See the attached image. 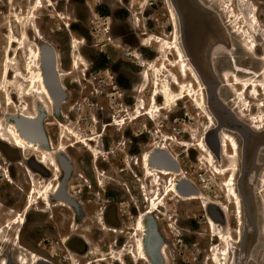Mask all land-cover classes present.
I'll return each instance as SVG.
<instances>
[{"label": "rangeland", "instance_id": "374dc122", "mask_svg": "<svg viewBox=\"0 0 264 264\" xmlns=\"http://www.w3.org/2000/svg\"><path fill=\"white\" fill-rule=\"evenodd\" d=\"M243 1L46 0L43 8L35 12L33 0H0V122L3 115L19 114L25 104L34 110L39 96H23L30 87L20 74L27 75L31 62L29 47L50 46L59 54V69L64 74L63 84L68 95L59 115L54 108L46 114L52 150L59 147L63 137L65 145L74 143L76 138L68 136L62 127L70 125L81 137L97 138L98 142L93 144H107L106 150L101 149L100 144L96 147L100 152L99 170L107 172L102 163V157H107L112 167L127 171L129 152L139 158L145 152L153 151L152 147L170 150L180 158L187 180L197 186L202 195L198 202H183L170 193L165 206L149 215L146 224L154 222L164 246L166 259L162 264H212L213 248H225L216 235H225L228 231L233 239H229L227 264H264V124L257 125L252 121L264 112L260 107L261 103L264 104V87L259 88L260 96H247L252 104L248 110L240 97V86H230L236 82V77L240 81L264 85V0ZM232 5L236 12L234 18L225 11ZM172 11L176 19L172 17ZM34 13L37 16L35 26L45 42L36 38L32 23L27 22L24 27L17 21V15L28 20ZM254 16L258 26L249 23ZM11 29L20 40L22 32L27 31L31 43H27L25 49L19 43L13 46L10 56L14 59L18 53L19 64L11 67L10 82H7L3 78L2 65L7 58ZM244 30H250L258 43L255 53L249 50V40L242 34ZM176 33L187 59L206 89L207 107L199 108L193 99L185 98L172 111H154L152 119L144 117L130 123L140 100H145L146 109L153 108L154 82L162 87L168 81L179 93V89L173 87V76L179 77L186 86L193 81L189 73L187 79L182 76L185 73L181 59L173 49ZM75 42H78L77 52H74ZM76 60L80 63L79 69L73 68ZM234 63L238 69H233ZM148 68L150 80H145L144 72ZM8 94H13L11 108L7 105ZM157 102L160 106L164 103L161 98ZM241 110L244 114L240 116ZM206 111L215 120L213 127L206 118ZM257 127L260 129L256 132ZM221 131L236 134L240 142L239 155L232 149L229 151L234 159L222 158L221 154L215 157V166L229 169L225 176L217 175L207 164L206 155L198 145L200 138L204 137L217 151V133ZM89 154L83 145H76L66 153L75 168V174H71L67 181L68 195L71 198L72 194L76 196L79 208L74 209L56 201L54 195H47L28 213L25 227H20L12 222L20 219L26 204L24 200L29 201L34 183L37 191L33 197L37 200L42 196L39 191L44 188L48 191L59 188L64 174L61 169L60 179L56 180L53 169L40 165L33 153L24 156L16 149L0 144V203L4 204L5 195L11 197L12 203L7 206L13 210L6 218L8 227H0V248L10 251L7 257L0 256V263L5 260L7 264H16L22 252L14 244L16 235L20 234L22 244L29 251L41 253L42 249L45 250L51 264H57L58 259L64 264H77L76 259L82 261V258L86 262L105 260L97 261L99 264H148L136 251L142 234L135 228L137 211L133 203H137L142 213H151L153 208L157 209L153 203L152 206L149 204L154 192V199L165 193L170 180L156 172L155 175L161 177L160 185L156 182L154 187L147 179L136 183L134 202L121 198L119 182L101 176L99 182L102 185L93 183L94 192H91L76 175L89 178ZM33 163L43 167L45 172L34 169ZM236 166L239 173L232 171ZM7 171L15 183L8 182ZM141 171L147 178V171ZM234 174L241 205L225 187L226 181ZM103 185L112 190L113 211L122 215V220L118 221L109 214L106 220L110 226L103 219L98 204ZM145 186L147 190L144 192ZM19 200L21 203L16 202ZM48 201L50 205H47ZM223 208L228 210L223 212ZM211 215L216 216V221ZM209 218L216 223L217 234L209 225ZM103 224L122 233L114 235L112 233L117 232L110 229L102 231ZM83 241H87L86 246Z\"/></svg>", "mask_w": 264, "mask_h": 264}, {"label": "bare ground", "instance_id": "6f19581e", "mask_svg": "<svg viewBox=\"0 0 264 264\" xmlns=\"http://www.w3.org/2000/svg\"><path fill=\"white\" fill-rule=\"evenodd\" d=\"M33 1H34L33 10L35 12H37L43 8L46 0H33ZM243 2L247 3V0H245ZM225 11L228 14H231V16L233 18L236 17V12H235L233 5L225 8ZM172 17L174 19H176V15H175L174 11H172ZM36 19H37L36 13L32 14V16L29 17V19H28L29 21L27 19H22L20 16L17 15V21L22 26L25 27L27 22L32 23V27L34 29V33H35L36 38L38 40H40L41 42H45L41 31L35 26L34 20H36ZM249 23L251 25L252 24H254L256 26L259 25V22L255 16L252 18L251 22H249ZM231 25H232V22L228 23L229 27ZM32 27L29 26L28 28L31 29ZM242 34H243V36L247 37L249 40V43H250L249 44V50L251 52L255 53L257 51V48H258V43L255 39H253V37H252L253 34L251 33V31L250 30H244L242 32ZM174 35H175V41L176 42H175V47L173 45H172V47H174L173 49H175L177 51L178 58L181 59L180 61L182 62L183 73H185L182 76H185V78L187 79L188 73H189V74H191L190 76L193 77V81L189 82L188 85L186 86L184 83H181L179 77L173 76V79H174L173 87L179 89V91H180L179 93H176L173 90V88H171L170 85L172 83L171 84L167 83L168 81L162 87H160V85L158 83L154 82L156 87H155L154 93H152L153 108L152 109H150V108L146 109L145 100H140V102L137 105L136 115H135V117L132 118L130 123H133V122H135L141 118H144V117H149L150 119H152V115H153L154 111H156V113H160L162 110H166V109L167 110L171 109V111H172V109L174 107H176L178 105V103L185 98L193 99V101L195 102V104L199 108L204 109L207 107L206 89H205L203 83L200 81V78L198 77V75H197L196 71L194 70V68L192 67L191 63L187 59L184 50L182 49L181 45L179 44V41H180L179 35L177 33ZM21 37H22L21 40L18 39L17 37H15L14 32L11 29L9 49L6 50L7 58H6V61H4L3 65H2L3 78L7 82H10V74L12 71L11 67L17 66L19 64V60H18L19 54L18 53H15L16 57L14 59H11L10 54H11L13 46L15 44L19 43L20 47L25 49L27 47L26 46L27 43H31V41L29 39V34L27 31L24 30L22 32ZM74 44H75L74 45V52H77L78 51V42H75ZM171 44H170V46H171ZM29 48H30L29 49V55L31 56V62L29 63L28 68H27V70H28L27 75L25 77H23V75L20 74V76H22L23 81L29 85L30 90L24 91L23 96L29 97L32 94H37L39 96V98L37 99V103H36L33 111L31 110V108L28 104H25V106L22 108V110L19 114L3 115V119L0 122V144H5L9 147H12V148L18 150L24 156H26V154L28 152L33 153L34 155L37 156L38 163L45 168L50 167L51 169H53V171L55 173L54 178L56 180L57 179L59 180L60 176H61V169H62L63 174L65 175L64 169L60 165L61 159L63 161H65L68 166L71 167L70 175L72 173V170H73V172H75V168H74L73 163H71L66 156V153L68 152V150L70 148H75L76 145H78V146L83 145V147L87 148V152L91 153L92 154L91 156L96 159V158H98V155L100 152L98 153L97 149H95L91 143H97L98 141L96 140L97 138H95V137L88 138V139L85 138V136H83V135L81 137V135L76 130H74L72 128V126H70V125L69 126L68 125H62V127L65 128L67 135L70 137L76 138V140L74 141V143L72 142L69 146H67V145H65V142H64L65 137H63L62 142L60 143L59 147H57L55 150H52L51 141L48 137V133H47V129H46V124H47L46 114L47 113L49 114L51 109L54 108L55 113L57 115H59V113H61V110H56L57 106H56L55 100H54V98L50 92V89H49V86L47 83L45 67L43 64V51L45 49H50L52 51V55L54 57V73L56 74V80L58 82L59 89L66 95V98H67L68 95L66 92V88L63 84L64 74H62L60 69H59V54L55 48H52L50 46H43V47L35 46V47H29ZM235 66L236 65L234 63L233 69H238L237 67L235 68ZM73 68L74 69L80 68V63L77 60L73 63ZM163 69L167 70L166 67H163ZM155 70L159 71V69H155ZM243 71L250 72L249 70H243ZM18 75L19 74L17 72L16 76H18ZM149 75L150 74H149V68H148L144 72L145 80H150L148 77ZM258 76H260V75H258ZM261 76H262V74H261ZM256 78H257V76H256ZM167 79H168V77H167ZM196 86H198V87L196 88ZM230 86H232V87L240 86V88H241L240 93H239L240 97L244 99L245 106H246V108L248 107L249 109L251 108L252 104L247 99V96L248 95H252L253 97L260 96L261 91L259 88L264 87V85L262 83L258 84L256 82L240 81V80H238L237 77H236V82L231 84ZM185 91L188 92L187 95H185ZM140 93L143 94V91H141ZM160 98L163 99V102H164L161 106L157 102L158 99H160ZM7 101H8V103H7L8 107L11 108V106L14 104L13 94H11V95L8 94V100ZM63 103L64 102H62L60 104V106H62ZM0 106H1V102H0ZM260 107L264 108V104L261 103ZM235 109L237 110V108H235ZM205 113H206L207 120L210 122V124L213 127L215 125V120H214L212 114H210V112H208V111H206ZM241 114L242 115L244 114L242 112V110L238 113V115L241 116ZM153 118L155 119V116H153ZM22 121L26 122V123H39V124H41V126L43 127V130L45 132V135H46V138L48 141V145L39 143L37 141L30 140V138L26 135V133L23 131L22 127L20 126V122H22ZM252 121L257 125L264 124V112L260 116V118H253ZM123 122H125V120H123ZM123 125H126V123H123ZM107 127H110V126H106V128ZM256 129H257L256 131H258V129H260V128L257 127ZM98 144H100V143H98ZM198 145L201 149V152H203L206 155L207 164L209 166H212V168L215 169L217 175L225 176L226 173L229 171V169H226L222 166H221L222 168L215 166L217 164L216 158H215L213 152L207 147L206 140L204 139V137L200 138ZM162 147H164V146H162ZM215 147L219 150L222 158L226 157L229 159H234L233 154H230V152H229L230 149L235 151L236 155H239V152H240V142H239L238 138L236 137V134L230 133L227 131H221V132L217 133V145ZM160 151L154 152V154L162 155L163 156L162 158H164V161L156 162L154 159L151 158L152 154L149 151L145 152L143 155H141V157L139 159V160H141V169L147 171V173H146L147 177H149L150 175L154 176L152 174V169H154L157 173H159L160 176L168 177L170 180L169 189L165 193L158 194L155 197V199L153 198L151 201L155 207L157 206V209L154 211H151V213L149 211L147 213L141 212L139 214V216L135 218V228H136L137 232H140L143 236L142 239L138 241V246H139L138 254H139L140 259L145 260L148 264H154V263L149 258L147 250L145 249V242L147 243L146 236L148 237V235H147L148 230H147L146 221H145L146 217L151 215L153 212H155V213L159 212L160 208H163L165 206L166 198L168 197V195L170 193L175 195V197L177 199H179L183 202H195V201L198 202L201 200V195H202V194H200V192L197 191V189H196L197 186L195 187L193 185V183H191L187 180L188 178L185 176L183 167L181 165L180 158L177 157L175 154L171 153L170 150L166 151V152L165 151L160 152ZM55 154L58 156L57 158H55V156H54ZM59 154H61V155H59ZM164 155H169L168 158L171 157V160L165 158ZM156 157H159V156H156ZM159 158H161V157H159ZM138 162L140 163V161H138ZM139 163H138V165H139ZM232 171L235 173H239L238 172L239 167L236 166ZM6 175H9L8 171H7ZM7 177L9 179L8 182L15 183V181H13L11 177H9V176H7ZM154 179L156 180V182H158L157 185H160L159 182L161 181V177H159L158 175H155ZM61 185H62V181H61ZM61 185L59 186V188L54 187L52 191L45 190V188H44L43 190L39 191L40 195H42V196L39 199L35 200L33 195L36 194L37 185L34 183V188L31 192L32 194H30V198H29V201L27 203L25 213H24V215H21L20 219H18L15 223L13 222V225H20L22 223L25 224V220H24L25 214L28 215V213L35 206L39 205L38 200H41L43 197H45L47 195H51V196L54 195V199L56 201H59L60 203L62 202V203L69 205L67 203L69 201L73 205L78 206L79 202H77L74 198H71L68 195V188H67V192L65 193V199L67 201L58 199V194L60 192ZM182 186H185V188H182ZM225 187H227V190L229 191L230 195H233L235 197V199H237V201L241 205L242 201H241L240 195L238 194L235 174L232 175L231 178H229L226 181ZM184 189H185V191L191 189L193 191H197L198 193L197 194H191V195H185V194H183ZM47 205H50L49 201L47 202ZM222 210H223V212H226V210H228V209L223 208ZM240 214L242 215V213H240ZM238 217H239V215H238ZM209 225L212 227L215 234H217L216 223L211 218H209ZM103 226H104V224H103ZM105 229H108V228L106 227ZM226 234H227V236H226ZM226 234L223 235V234L218 233V235H216V237L219 238L225 244V248H223L222 250L213 248V255L211 257L212 264H227L226 262L228 260L229 255H230V247H229L230 246V244H229L230 240L229 239L232 240L233 235L230 231H228ZM42 250H41V253L32 252V251L27 250L29 255H31L32 259H30V256H28L27 258L23 257L21 262L18 264H51V262L48 260V257L45 254L46 251L43 250L44 253H42ZM131 254H133L137 258V256L133 252ZM160 257H161V259L163 257V260L165 261V259H166L165 258V250L161 251Z\"/></svg>", "mask_w": 264, "mask_h": 264}, {"label": "flooded vegetation", "instance_id": "af4514ba", "mask_svg": "<svg viewBox=\"0 0 264 264\" xmlns=\"http://www.w3.org/2000/svg\"><path fill=\"white\" fill-rule=\"evenodd\" d=\"M263 42H264V37H263ZM92 145H94L95 148L99 146L98 144L96 145V144H93V143H92ZM99 147L101 149H103V150H106L108 148L107 147V144H104V142H101ZM152 148H153V151L152 150L150 151V153L152 154V157L151 158L154 159L156 162L164 161V158L156 157L157 155L154 154V152H158L157 150L160 151V149H156L157 147H152ZM160 152H164V151L161 150ZM89 156H90V160H89L90 166H89V170H88V174H87L89 178H85L84 176H82L80 174H77V173H76V175H77L78 178H80L81 180H83L85 184H87V188L91 192H94V188L92 186L93 183H95L96 186H101L102 185L101 182H99L100 176L101 177H104L106 179H110V180L119 182L120 183V187H121V189L119 190V193L121 195V198H124V199L127 198V199L131 200V202H134L135 201V199L133 198V193L135 192L134 190H136L135 189L136 183H139L142 180L147 179V180H151L153 182V186L154 187L156 185V180L154 179L155 178L156 171L154 169H152V174L154 176L150 175L149 177L146 178L145 175H144V173L141 171V165L138 162V159L140 157L138 158V157L132 156L130 152L127 154L128 159H130L129 160L130 161L129 162L130 163L129 164V169H127V171L126 170H118L117 167H112V164L109 162L110 159L107 158V157H105V158L102 157V163H103V166L105 164V167L107 169V172L104 171V170H99V166H98V164H99V158H96V160H94L93 157H91V154H89ZM164 156H165V158L171 160V157L168 158L169 155H164ZM138 163H139V165H138ZM71 174H75V172H73V170H72V173ZM166 179L168 180L169 178L167 177ZM147 186L149 187V185H147ZM141 188H143V187H141ZM103 189L104 190H103V194L101 195V202H99L98 204H99V206H101V211L103 212L102 213V216H104L103 219L106 221L107 225L110 226L111 224H108V222L106 220L108 218L109 214L112 215L114 218H116L118 221L122 220L121 219V216L122 215L120 216V215H118V213L115 214V212L113 211V208L114 207L111 204H112V202H115V200H114V198L111 199V196H113L112 190L111 189H108L107 186L106 187L104 186ZM137 189H138V187H137ZM146 190H147V187L145 186L144 187V192ZM91 194L94 195V193H91ZM154 195H155V192H154L151 200L149 201V204L150 205L152 204L151 201L154 198ZM3 198H4V201H3L4 204L3 203H0V227L1 228H7L8 227V223H6V218L13 213V210L10 209L7 205L8 204L10 205L12 203V199H11V197H8L7 198L6 195ZM72 198H74L77 201V198H76V196L74 194H72ZM16 202L21 203L20 200L19 201H16ZM27 203H28V199L26 198L24 200L25 206H24V208H23V210L21 212L22 215H24V213H25V209H26ZM133 204H134L135 211H137V216L136 217H138L139 214L141 213V211H140L141 208L137 205L136 202H134ZM120 205H122V203H120ZM154 210H156V209L153 208V211ZM26 218H27V214H25V216H24L25 224H26ZM148 219H149V216L146 217V220L145 221H147ZM25 224H23V223L20 224V227H25ZM12 225H13V222H12ZM12 225H9V229H12V227H11ZM146 227H147V224H146ZM105 228L106 227L103 226L101 228L102 231ZM108 229L112 230L113 232H117V234L112 233L114 235H118V234H121L122 233V232H119L118 230H115V229H111V228H108ZM147 230H148V227H147ZM147 235H148V231H147ZM146 238H147V236H146ZM85 242H87V241H83V244H85V246H86L87 244ZM14 246H15V248L17 250H19V251L22 252L21 253V256H19L17 258L16 264L20 263L23 257L24 258H27L28 256H30V259H32L31 255H29V253L27 252V250H29V249L26 248L22 244L21 235L20 234H17L16 235V243L14 244ZM163 248H164V246L161 247L160 253H161L162 250H164ZM39 249H41L40 246H39ZM145 249H146V242H145ZM135 250H136V248H135ZM76 251L82 253V250L77 249ZM136 251H138V249ZM9 254H10V251H7L6 249L4 250L3 248H0V256L3 255V256H6L7 257ZM78 258H79V256H78ZM76 261H77L76 262L77 264H91V263L99 264V262H97V261H101L102 262V261H105V260L104 259L103 260L100 259V260L93 261V262H86V261H84V258H82V261H81V259H79V260L76 259ZM162 261L165 262L163 260V257H162ZM0 264H7V262L5 260H3ZM9 264H11V263H9ZM57 264H64V263L62 262V260L58 259L57 260Z\"/></svg>", "mask_w": 264, "mask_h": 264}, {"label": "water", "instance_id": "95a60500", "mask_svg": "<svg viewBox=\"0 0 264 264\" xmlns=\"http://www.w3.org/2000/svg\"><path fill=\"white\" fill-rule=\"evenodd\" d=\"M179 15L180 12L178 11ZM181 17V16H180ZM43 64L45 67V73H46V79L47 83L50 89V92L55 100L56 103V110H60V104L64 102L66 99V95L59 89L58 82L56 80V74L54 73V57L52 55V51L50 49H45L43 51ZM57 112V111H56ZM20 126L22 127L23 131L26 133V135L30 138L32 141H37L42 144L48 145V141L45 135V132L43 130V127L39 123H26V122H20ZM207 147L213 152L215 157L220 156V152L217 149H212L209 144L206 142ZM159 157H163L160 155ZM60 165L63 167L65 175L64 179L62 181L61 189L58 194L59 200H66L65 199V193L67 192V181L70 177V171L71 167L67 165L65 161L62 159L60 160ZM32 167L36 169L39 172L44 173V169L36 164H32ZM171 167V166H170ZM182 188H185V186H182ZM197 191L193 190H183V194L185 195H191V194H197ZM67 201V200H66ZM71 207L74 209H78V206L73 205L69 201L67 202ZM246 209L248 215L250 214L249 208L246 204ZM214 221H216V216L211 215ZM252 219V218H251ZM148 227V237H147V243H146V249L149 258L153 261L154 264H162V259L160 257V248L162 247V240L161 237L156 229V226L153 221H150L147 224Z\"/></svg>", "mask_w": 264, "mask_h": 264}, {"label": "built area", "instance_id": "2783aa9c", "mask_svg": "<svg viewBox=\"0 0 264 264\" xmlns=\"http://www.w3.org/2000/svg\"><path fill=\"white\" fill-rule=\"evenodd\" d=\"M102 83H103V85H106V81L105 80H103Z\"/></svg>", "mask_w": 264, "mask_h": 264}]
</instances>
